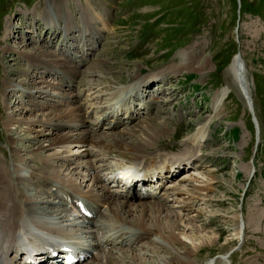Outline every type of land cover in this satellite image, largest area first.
<instances>
[{
	"label": "rangeland",
	"instance_id": "1",
	"mask_svg": "<svg viewBox=\"0 0 264 264\" xmlns=\"http://www.w3.org/2000/svg\"><path fill=\"white\" fill-rule=\"evenodd\" d=\"M56 1L54 0V2ZM85 1H88L87 9ZM43 5L44 0H0V161L5 167L10 166V163L13 162L11 159L14 153L27 145L26 141L20 142L19 139L10 137V134L20 128L14 125H5L7 112L12 111L13 115L16 108L33 103V99L27 101L25 98L29 93H35L37 85H41L35 83L25 88V85L19 84L18 80L21 77L18 75L17 69L28 67V65L18 56L16 50H6L7 43L14 46L17 41L16 37H28L25 38L26 40L24 39V42L29 47L36 44L43 45L46 52L53 53V58L59 57L56 55L60 54V58L65 59V63L73 62L77 66L73 54L68 56L61 51L64 46L60 45L61 37L59 36L63 35L61 33L63 29L59 28L60 32L54 37L50 36L49 30L40 24L38 17ZM58 6L67 15L65 19L72 22L74 29L79 27L83 29L86 26L102 28L99 37L96 34L97 42L92 41L90 36L85 38L91 42L93 47L90 52L92 53L89 58L90 62L98 59L99 62L100 59L107 62V69L91 70L86 68V65L81 67V77L92 86L109 81L111 83H128L131 75L135 73L149 78L153 75L157 78L161 77L177 61L176 52L180 49H188V46L191 45L196 47L198 54L203 52L207 54V66L202 73L194 70L166 73L162 79H159L161 81L154 82L152 80L153 82H149L145 89V92L148 93L146 98H153L160 103L164 102L161 104L164 112L157 116L162 115L161 117L169 127L167 133L150 140L152 145L147 150L153 155H159L160 158L165 157L169 161L178 159L177 162L182 161V164L184 160L190 159L187 163L192 165L189 168L184 166V169H179V171L182 170L181 174L177 171L174 178H169V181L164 185V191H171L172 187L178 184L182 186V189H192L193 185H204V175L211 170H213V176L218 180L217 183H213L214 191L210 193L196 191L199 193L197 195L193 193L192 189V195L203 199L193 198L190 201L184 199L188 206L183 209L179 207V203L175 202V195H166L165 197L164 194L162 195L164 191L160 192L163 200L167 199L165 203L168 206L164 208L163 214L161 213L160 216L164 226L163 231L166 234L170 230L177 233L179 230L184 232L179 234L183 245H175V248L179 250L183 249L182 246L192 245L189 238L196 240V244L200 236V239L203 236L214 239L207 246L199 247L200 249L194 256V264H203L207 258L226 251L229 258L226 255L216 264H246L259 260L263 264L264 0H101V2L97 0H60ZM34 9L35 11L31 12ZM98 10L100 11L99 15L104 17L95 15ZM28 13H35L36 19L31 20L32 14L28 15ZM88 14L91 16L88 20L91 21L84 20L87 19L86 15ZM104 18L108 23L106 27ZM79 32L76 31L75 37L82 40L84 36ZM8 36L10 39L7 38ZM80 50L83 51V48ZM236 53L244 60L245 75L250 82V106L240 92L229 69L232 57ZM47 58L49 57L47 56ZM13 69L14 74L9 75L11 80L7 76L9 80L7 81L4 71L11 70L12 72ZM50 73L35 72L31 75L35 80L46 79L51 82L58 78L64 81L62 74L55 73L53 74L55 77H53ZM15 85L18 89L12 91V87ZM223 87L229 88L228 95L223 102L219 103L217 115L212 116L216 114L215 107H213L215 105L213 95ZM56 92L55 88L47 86L43 88V93L42 91L39 93L42 97H46H43L44 99L52 102L58 97ZM98 92L97 89L94 90L91 96L93 97ZM35 99L41 100V97L36 98L35 96ZM109 99L110 95L103 94L97 100V104L108 110L110 109L107 106ZM134 108L136 109L134 110ZM134 108V113L139 112V115L127 127L152 122L153 114L144 113L138 106ZM121 114H124V111H120L118 117H121ZM94 116L95 113L91 112L90 119L94 120ZM109 118L103 117L99 130L108 129L110 122L113 123V121H109L111 120ZM124 121L127 119L124 118ZM201 122H205L204 137L197 146L187 137L196 130ZM207 123L208 125H206ZM8 127H11L13 131H9ZM122 127L123 125L116 126L110 132L116 134ZM31 128L39 127L31 125ZM124 138L126 143L134 144L146 139L139 131H136L134 135H125ZM43 143L46 144V142ZM72 146L74 148L76 145L70 147ZM162 146H171V149L167 147L163 149ZM123 148H126V145H123ZM83 149L84 147H82ZM50 152L44 151L43 153ZM65 153L61 152L62 156ZM129 156H131L130 153H125L123 156L108 157L104 161L107 168H112L117 164H124L127 159L131 160ZM73 158L74 161L85 160L82 156ZM196 161L201 164L200 167L195 165ZM24 163L27 165L28 162ZM34 165L38 166L34 170L38 177L40 176L39 167H43L38 157L35 159ZM68 170L70 171V167ZM67 171L61 170V173ZM98 174L101 176L102 172L98 171ZM190 177L193 179H189ZM184 178L187 180L182 181ZM223 178L230 182V192L226 191L225 184L221 183ZM82 180L77 183L81 184L80 189L87 190L90 185L86 186L88 182L86 178H84L85 181ZM75 186L72 184V189L70 188L72 192ZM204 194L205 197H203ZM183 196L185 195L179 197ZM238 209H241L240 212L243 213L245 222L252 215L248 211L252 213V210H258L259 217L256 218L255 223L247 222L245 229L242 226L238 231H234L235 220L231 218V214L237 212ZM168 219L170 222L178 220L176 225L180 229L168 227L170 225L167 224ZM186 221L190 225L186 224ZM109 226H111L109 228L113 227ZM197 228L199 231L194 233V229L197 230ZM99 236L104 237V234L100 232ZM147 246V244L142 247L138 245L137 248L144 251ZM163 249L158 246L150 250L148 248L147 253L143 252L142 256L136 255L137 249L132 252L126 251L124 248L118 249L119 251L116 249V253L120 254L117 260L121 264H126L125 262L156 264L168 251L165 249L163 252ZM93 262L95 263V261Z\"/></svg>",
	"mask_w": 264,
	"mask_h": 264
},
{
	"label": "bare ground",
	"instance_id": "2",
	"mask_svg": "<svg viewBox=\"0 0 264 264\" xmlns=\"http://www.w3.org/2000/svg\"><path fill=\"white\" fill-rule=\"evenodd\" d=\"M97 1L101 2V0ZM58 2H60V0L56 2H54V0H44L43 8L39 12L40 18L38 17V19L40 24L49 30L48 34L50 36L55 37L60 32L59 28L63 29V31H61L63 35L59 36L61 37L60 45L64 46L61 51L68 54V56L69 54H73L77 66H75L73 62L71 64L65 63V59H61L60 54L56 55L59 57L53 58V53L46 52L43 45L38 46L36 44L29 47L26 42H24V39L28 37H16L17 41L14 46H10L8 43L6 45V50H16L18 56L28 65V67L17 69V73L21 77H19L20 79L18 80L19 84L22 83L25 85V88L35 83L41 85H37L34 91L35 93H29L28 97L25 98L27 101L28 99H33V103H27L28 105L16 108V112L13 113V115L11 113L12 111L7 112V117L5 118V125H14L20 128L15 130L13 134H10V137L19 139L20 142L26 141L27 145L14 153L11 159L13 162L10 163V166L5 167L0 161V264H21L19 260L11 256V252L14 251L15 248H19V246L22 248L25 247L27 242L39 244V242L43 243L53 240L52 236L59 238L72 236L73 234L80 240L78 233L81 234V238L83 237V242H85V248L87 250L85 259L79 264H121L117 260L120 254H118V252L116 253V249L124 248V250L131 252L137 249L138 253H136V255L142 256L144 255L143 252H145V254L147 253L148 248L150 250L157 248V246L164 248L162 250L163 252L165 249L169 252L167 251L156 264H194V256L197 251L201 247L212 243L214 239L208 236H206L208 238L203 236V238L200 239V236L196 244V240L194 241L189 238L192 243L191 246L185 245L186 247L182 246V250L176 249L175 245H183L181 238H179V234L184 232H180L179 226L176 225L178 220L175 219L170 222V219H168L167 224H170L168 227L172 226L174 229H178L179 232L177 233L170 230L167 234L164 233V226L160 216L161 213L163 214L162 211L164 208L168 207L165 203L167 199L163 200L160 198V194L156 193L148 194L151 195L150 197L136 195L135 193L132 195L125 194L120 197L108 188L107 184L103 182L101 176L98 174V171L107 168L104 160L108 157L123 156L125 153L131 154V156H129L131 160L127 159V161L124 162L128 166L134 167L139 171H150V173L153 172L154 174L160 173V176H162L164 170L172 173L179 170L178 167L181 166L182 163H178V159L169 161L165 157L160 158L159 155H153L147 150V148L152 145V141L150 140L157 138L158 135L161 136L167 133L169 127L161 117L162 115L157 116L159 113L161 114V112H164L161 108V104H164V102L160 103L153 98H146L148 93L145 92V89H147V84L152 80L154 82L161 81L159 79H162V76L166 73L180 70H194L202 73L207 66V54L204 52L198 54L196 47L191 45L188 46V49H180L176 52L175 57L177 61H175L161 77L157 78L153 75V77L149 78L135 73L131 75L128 83H111L109 81L101 85L92 86L81 77V67L86 65L85 67L91 70H96L97 68H100V70L104 68L107 69V62L104 61V59H100V62L99 59L90 62L89 58L92 55L90 52L93 47L91 46V42H89L88 39L85 40V38L86 36H90L92 41L97 42V37H99L102 32V28L86 26L83 27V29L80 27L74 29L72 27V22L65 19L67 15L60 9ZM87 3L88 1H85L86 9L88 8ZM33 11H35V9L31 12ZM99 12V10L96 11L95 15L101 16ZM29 14H32V16H30L31 20L36 19L37 16L35 13H28V15ZM86 16L87 19L85 18L84 20L91 21L88 20L91 16L89 14ZM104 24L105 27L108 24L105 18ZM60 25L61 27H59ZM9 29L7 30L8 32L10 31ZM76 31H80L79 33L84 36L82 40L75 37ZM96 34L98 35L97 37ZM9 36L7 37L8 39L11 37ZM81 48H83V51L80 50ZM47 56L49 58H47ZM66 62L68 61L66 60ZM30 67L31 69H29ZM229 69L235 78L240 92H245L248 97L247 100H250V82L244 72V60L239 54H234ZM35 72L41 74L51 72L50 74L53 77H55L53 74L59 73L64 77V81L58 78H55L56 81L54 80L51 82L46 79L35 80L31 75ZM4 74L6 77H9L10 74H14V69L12 72L11 70H5ZM8 77L6 79L7 81H9ZM9 79L11 80L10 77ZM119 79L121 80V78ZM47 86H52L57 90L56 94H58V97L55 101H48L44 99L46 98L45 96H43V98L41 93H39L40 91L43 93V88ZM16 89H18L16 85L12 87V91ZM96 89L99 92L95 93L92 97L91 94ZM228 92L229 88L223 87L214 93L213 100L215 105L213 107H215L214 111L216 114L212 116L217 115V107L220 102L226 99ZM103 94L110 95L107 106L111 108L112 106L115 108L128 105L127 109H129L130 106L134 107V105H138V108L141 109V106H143L145 112L148 111L149 114H153L151 118L152 122L150 121V123L145 122V124H135L132 125V127H127L130 125L129 123H132L139 115L138 113L133 114V111V113L124 116L127 118V121H124L123 117L116 120L115 125L123 124V127L116 134L110 132L113 131L111 130L112 128L116 127L115 125L109 126L105 131L99 130L100 121L103 120V117H110V121L117 117L109 111L111 108L107 110L104 109L103 106L97 104V100ZM35 96L36 98L41 97V100L35 99ZM82 106L84 107L83 109ZM122 110L123 109H121V111ZM91 112L95 113L93 117L94 120L90 119ZM31 125H35V127L39 128L30 129ZM206 125H208V123ZM135 127L138 128L136 129ZM8 130L13 131L11 127H8ZM204 130L205 122H201L196 130L187 137L188 140L198 146L204 137ZM136 131L142 133L146 139H142L135 144L126 143L124 141L125 135H134ZM43 142H46V144ZM71 145L76 146L73 148V146L70 147ZM123 145H126V148H123ZM82 147H84V153H82ZM166 147L171 149V146ZM166 147L162 146L163 149ZM44 151L51 152L44 154ZM61 152H66L64 155L65 157L62 156L63 154H61ZM69 155L72 156L67 157ZM80 156L84 157L85 160L74 161L73 157ZM35 157H38V160L43 164V167H39L40 170L36 169L38 173L40 172V176L38 177L34 172L35 168H38V166L34 165ZM18 161L22 162L20 163ZM26 161L28 162L27 165L24 163ZM31 162H33V165ZM195 165H197V167L201 166L198 161L195 162ZM191 166L190 164L189 167ZM69 167L70 171L68 170ZM61 170L68 171L61 173ZM172 173H168L167 175H172ZM84 178L88 181L86 186L90 185L87 190L80 189L81 184L77 183L79 180H84ZM204 178V185L192 186L194 190L193 193L198 195L199 193L196 191H203L205 193L214 191L213 183H217L218 180L213 176V170L205 174ZM189 179L193 178L190 177ZM184 180L187 179L184 178L182 181ZM194 180L197 181L196 179ZM221 181V183L225 184L226 191L230 192V182L224 178ZM149 183L147 184L149 188H147L145 192L149 190L152 191L151 188H154L156 185V183ZM72 184L76 185L73 192L70 190V188L72 189ZM181 187L182 186L179 184L175 185V187H172L171 191L164 192L163 194H165V196L175 195L174 200L179 203V207L182 209L188 206L187 201L184 202V199L189 201L193 198L203 199L198 198L197 195H192V189H182ZM158 188H162L161 185L158 186ZM181 195L185 196L179 197ZM203 197H205V194ZM73 198L76 201L78 199H84L87 209L94 213V217L87 218L86 220L85 217L81 216L79 217L82 219L81 221L77 220V218L71 219V214L69 213L71 211L68 208V202L72 201ZM240 210L241 209H238L237 212L231 214V218L235 220V227L233 226L234 231H238L242 226L243 229H245L247 222L255 223L256 218L259 217L258 210L254 209L252 213L248 211L252 215L251 218H248V221L245 222L243 213L240 212ZM96 218H98L96 222L100 221L99 223L95 222ZM50 222L53 223L51 224ZM185 223L188 224L189 222L186 221ZM104 225L105 229L103 231ZM109 225L113 227L109 228L111 227ZM100 229L102 232H105L104 240L98 236L99 231L101 232ZM197 231H199L198 228L197 230L194 229V233ZM34 234L38 235L31 238ZM186 237L188 238V236ZM79 242H82V240ZM146 244L148 246L145 250L143 249L144 251H142L141 248L139 250V247L137 248L138 245L142 247ZM47 248V245L44 247L35 246L33 250L45 252ZM33 250L29 249L25 251V253L31 256ZM227 253L226 251L214 257H209L203 264H216L219 259L225 258L226 255L229 258V254ZM41 257L40 253L37 258H33L28 262L39 264V259H41ZM103 258L105 259L104 261ZM93 261H95V263ZM262 262L264 264V261ZM125 263L131 264L128 262ZM141 264L153 263L142 262ZM246 264L262 263L259 260L257 262L250 261Z\"/></svg>",
	"mask_w": 264,
	"mask_h": 264
},
{
	"label": "water",
	"instance_id": "3",
	"mask_svg": "<svg viewBox=\"0 0 264 264\" xmlns=\"http://www.w3.org/2000/svg\"><path fill=\"white\" fill-rule=\"evenodd\" d=\"M241 73H242V69H241ZM245 93V92H244ZM246 94V93H245ZM247 96V95H246ZM248 99V97H246Z\"/></svg>",
	"mask_w": 264,
	"mask_h": 264
}]
</instances>
